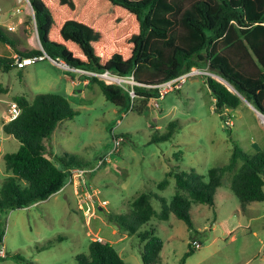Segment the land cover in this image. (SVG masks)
Returning a JSON list of instances; mask_svg holds the SVG:
<instances>
[{
    "label": "rangeland",
    "instance_id": "obj_1",
    "mask_svg": "<svg viewBox=\"0 0 264 264\" xmlns=\"http://www.w3.org/2000/svg\"><path fill=\"white\" fill-rule=\"evenodd\" d=\"M18 1L0 0V5L18 6ZM23 5L21 15L3 16L0 21L19 48L41 49L33 11ZM16 54L11 45L0 41V55ZM90 75L65 69L50 58L22 69H0V183L9 175L3 155L20 146L2 128L17 95L32 100L39 93H56L70 100L78 113L55 129L47 141L48 154L55 161L64 152L74 154L87 162L88 170L79 177L75 171L81 168L73 169L65 186L46 200L24 208L0 209V249L7 253L0 264H78L76 255L88 253L91 240L107 241L125 261L144 264L140 239L111 223L108 213H127L133 200L149 190L169 202L177 192L175 178L168 179L165 189L157 185L172 168L189 174L195 169L206 182L211 167L229 162L235 145L249 153L264 150L261 113L248 108L243 112L220 110L204 75L189 78L162 99L156 97L159 106L151 101L142 114L117 107L98 85L85 86L82 78ZM210 76L233 91L215 72ZM171 121L177 126L173 136L153 140L167 131ZM116 135L122 137L121 145L118 152L109 154ZM232 175H225L215 206L193 205V229L174 214L169 220L156 221L157 234L164 241L159 264H264V201L242 211L230 188ZM153 206L159 211L161 204L153 200ZM60 236L51 247L38 249ZM193 240L201 246L184 259Z\"/></svg>",
    "mask_w": 264,
    "mask_h": 264
},
{
    "label": "trees",
    "instance_id": "obj_2",
    "mask_svg": "<svg viewBox=\"0 0 264 264\" xmlns=\"http://www.w3.org/2000/svg\"><path fill=\"white\" fill-rule=\"evenodd\" d=\"M30 2L40 43L52 59L89 71L135 77L139 84L135 87V98H131L122 86L88 76L89 85H98L119 108L142 114L158 96L155 85L193 67L209 66L211 72L237 90L232 91L221 81L204 75L220 110L238 108L244 97L264 114V0ZM0 41L11 45L16 55L42 53L41 49L19 48L2 25ZM15 59L0 55V69L9 71L17 67ZM14 102L20 113L4 123L3 131L15 137L20 146L17 151L3 155L9 175L0 183V209L9 210L48 199L65 186L73 169L87 168L84 159L69 152L57 156L56 161L48 154L47 141L55 129L78 113L66 96L39 93L30 100L17 95ZM176 127L175 121H171L167 131L153 140H169ZM228 172L233 173L230 188L242 211L251 203L264 201V150L249 153L235 145L227 164L209 169L208 181L195 169L189 174L172 168L157 185L165 189L168 179L175 178L177 192L169 202L149 190L133 200L127 213H108V220L140 239L144 264H159L164 241L157 234L156 221L169 220L174 214L193 229V205L215 206L216 194ZM153 200L160 202L159 211ZM61 238L50 239L38 249L49 248ZM189 246L184 259L195 250L192 242ZM76 260L78 264H134L125 261L114 245L102 240H91L89 252L77 254Z\"/></svg>",
    "mask_w": 264,
    "mask_h": 264
},
{
    "label": "built area",
    "instance_id": "obj_3",
    "mask_svg": "<svg viewBox=\"0 0 264 264\" xmlns=\"http://www.w3.org/2000/svg\"><path fill=\"white\" fill-rule=\"evenodd\" d=\"M19 1L26 2L30 5V0H19ZM20 11H21V9L17 8V12H20ZM10 29H13V27H9V30ZM41 50H42L41 54H35V55H31V56L15 55V58H16L15 59V65L18 68H24L26 66L33 65L34 63H36L38 61H42V60H46V59L50 58L54 63H57L58 65L62 66L65 69H69V70H72L74 72H78V73H82V74H84V73L92 74L90 76H97L100 79L104 78L106 80H109L112 83H115V84L122 86L129 93L131 98H135V96H136L135 87L139 83L137 82V80L135 79V77L133 75L120 76V75L114 74L110 71H105V72L100 73V72L89 71V70H85V69H81V68H77V67H71L64 60H60V61L57 60V62H55L47 54V52L43 48H41ZM211 74H212V72L210 71L209 66L206 68L193 67L191 70H189V71H187V72H185V73H183V74H181L175 78L166 80L162 83L155 85V88H157V91H158L157 98L162 99L171 91H174L176 89H180L182 87V85L191 77L211 75ZM155 98H153L152 101H154ZM154 104L156 106H159V104L156 100L154 101ZM8 113H9V116L7 118V122L15 119L19 115L20 108L17 105V103L13 102L10 105ZM121 142H122V137L114 138V146H113L112 150L109 152V154H113V153L118 152L119 146L121 145ZM105 161H107V157L105 158V160H100L99 165L103 164ZM87 171H88L87 169H77L75 172H77V175L79 177H83L87 173ZM71 179L73 181V176ZM192 244H193L195 249H198L201 246V244L197 240H193ZM6 254H7L6 250L4 248H1L0 249V256L5 257Z\"/></svg>",
    "mask_w": 264,
    "mask_h": 264
},
{
    "label": "crops",
    "instance_id": "obj_4",
    "mask_svg": "<svg viewBox=\"0 0 264 264\" xmlns=\"http://www.w3.org/2000/svg\"><path fill=\"white\" fill-rule=\"evenodd\" d=\"M19 2V4H18V6H12V7H8V8H3V7H1V5H0V20H1V18L4 16L5 18L6 17H8V16H16V15H21L22 13H23V10H22V7L24 6L23 4L24 3H26V2H23V1H18ZM0 4H1V2H0ZM26 4H28V3H26ZM29 5V4H28ZM30 7H31V10L33 11L32 12V18L34 19V22H35V24H36V20H35V14H34V10H33V8H32V5H31V2H30V5H29ZM17 8H20L21 9V11L20 12H17ZM14 19V18H13ZM13 21H10V23H12ZM0 24H2V26H3V22L2 21H0ZM9 25H11V26H13L12 24H9ZM4 27V26H3ZM37 27V26H36ZM25 49H27V48H29V47H24ZM80 75V74H79ZM88 77V76H87ZM82 81H83V84L85 85V86H90L89 85V78H82ZM205 82V81H204ZM76 84H80V81H77V82H75ZM242 99H243V102L240 104V106L238 107V108H229V107H225L224 108V110H226V111H228V112H230V111H232V110H235V111H237V112H243L244 111V109H246V108H248V109H252V110H254V111H259V110H257L255 107H254V105L253 104H251L248 100H246L244 97H242ZM152 101V100H151ZM234 112V111H233ZM232 115L234 114V113H231ZM8 118V117H7ZM6 122H7V119H6ZM5 122V123H6ZM3 125H4V123H3ZM2 128H3V126H2ZM170 171V170H169ZM168 172V171H167ZM166 172V173H167ZM93 197H95V198H97V196L96 195H93ZM255 203V202H254ZM216 204H217V202H216ZM253 203H251L250 205H252ZM250 205L247 207L248 209L250 208ZM200 209L202 210V207H200ZM247 210V209H246Z\"/></svg>",
    "mask_w": 264,
    "mask_h": 264
},
{
    "label": "water",
    "instance_id": "obj_5",
    "mask_svg": "<svg viewBox=\"0 0 264 264\" xmlns=\"http://www.w3.org/2000/svg\"><path fill=\"white\" fill-rule=\"evenodd\" d=\"M43 48V47H42ZM55 62H57V60L53 59ZM218 77H220V79H222V81H224L226 84H228L229 86H231V88L233 89V91L237 92V90L228 82L226 81L224 78H222L221 76L217 75ZM259 113H261L260 111H258ZM263 114V113H261Z\"/></svg>",
    "mask_w": 264,
    "mask_h": 264
},
{
    "label": "bare ground",
    "instance_id": "obj_6",
    "mask_svg": "<svg viewBox=\"0 0 264 264\" xmlns=\"http://www.w3.org/2000/svg\"><path fill=\"white\" fill-rule=\"evenodd\" d=\"M259 115H260L261 119L264 121V116H263V114H259Z\"/></svg>",
    "mask_w": 264,
    "mask_h": 264
}]
</instances>
